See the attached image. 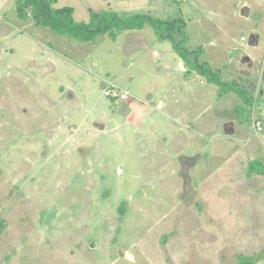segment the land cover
<instances>
[{"label": "rangeland", "instance_id": "1", "mask_svg": "<svg viewBox=\"0 0 264 264\" xmlns=\"http://www.w3.org/2000/svg\"><path fill=\"white\" fill-rule=\"evenodd\" d=\"M64 6L77 22L102 10L179 21L189 58L236 88L219 98L152 25L81 43L0 0V264H264V174L251 172L264 166V47L252 69L241 60L264 39V0ZM111 86L143 105L141 121Z\"/></svg>", "mask_w": 264, "mask_h": 264}, {"label": "trees", "instance_id": "2", "mask_svg": "<svg viewBox=\"0 0 264 264\" xmlns=\"http://www.w3.org/2000/svg\"><path fill=\"white\" fill-rule=\"evenodd\" d=\"M14 1L16 14L21 20L31 19L37 27L47 28L55 35L77 40L81 43H93L99 35L117 38L123 31H138L147 24L152 25L159 40H169L173 43L174 49L185 60L186 67L196 71L208 83L217 86L219 98H222L226 93L235 91L234 84L222 82L220 76L208 68L207 64L200 63L198 59L189 58L190 51L181 45L185 40L181 44L176 40V34L181 35L183 33L179 21L159 22V20L143 14L102 10L92 12L88 22H77L74 18V9L68 6L56 7L58 0ZM251 172L264 174V166L258 161H254ZM4 229V221L0 220V235ZM256 261L254 256L240 257L239 264H257Z\"/></svg>", "mask_w": 264, "mask_h": 264}, {"label": "crops", "instance_id": "3", "mask_svg": "<svg viewBox=\"0 0 264 264\" xmlns=\"http://www.w3.org/2000/svg\"><path fill=\"white\" fill-rule=\"evenodd\" d=\"M138 31H141V30H138ZM131 32H135V33H137V30L136 31H131ZM227 33V32H226ZM228 35H229V40H227V42H233L234 40H237V38H234V35L232 34V33H227ZM251 39V41L247 44V49H248V51L250 52V55H246V54H243V56H242V58H241V60L243 61V63L244 64H246L247 66H249V68H253L254 67V65H255V63L259 60V56L257 55V56H255L256 55V52L258 51V49H261V48H263L264 47V39H261V37L258 35V34H253L252 35V37L250 38ZM244 41H246L245 40V38L244 37H240V40L239 41H237L235 44H230V45H228V49L229 50H238V49H236L235 47H237V46H239V47H241V46H243V42ZM234 46V47H233ZM145 47H149L148 45H145ZM232 48V49H231ZM153 52H154V54L156 55V56H158V58L163 54V49H157V48H154V50H153ZM175 52V51H174ZM178 55V54H177ZM181 57H178V59H177V61L176 60H174V62L177 64V65H179L180 66V68H181V65H182V63L184 64V66L186 65L185 64V62L184 61H182L181 59H180ZM199 61V60H198ZM200 62V61H199ZM201 63V62H200ZM187 70H189V71H193V72H195L194 73V77L195 78H197V79H200V81H201V83H205L206 82V80L202 77V76H200L196 71H194V70H191V69H187ZM214 72V71H213ZM225 71H222V73H220V78L222 77V76H224V74H225V76L227 75V77L228 78H225V80H227V81H230L231 79L232 80H234L235 81V79L234 78H232V76H231V73H229L228 72V74L227 73H224ZM227 72V71H226ZM123 92H126V93H128L129 95H130V93L128 92V91H126V90H123V89H121ZM166 99V98H165ZM165 99H159L158 101H157V109L158 110H161L162 112L164 111L165 112V110H167L168 109V105H169V103H166V101H165ZM152 100H149L148 101V103L147 104H149V105H151L152 104ZM118 103V102H117ZM121 103H125V105H127V106H124V107H122V108H120V110L122 111V110H124V111H128L129 113H128V115H127V118L128 119H134V118H136V120H138V121H141L142 120V115H143V105H141V104H139V103H136V102H134L131 98H130V101H128V102H126V101H123V102H121ZM170 112V111H169Z\"/></svg>", "mask_w": 264, "mask_h": 264}, {"label": "built area", "instance_id": "4", "mask_svg": "<svg viewBox=\"0 0 264 264\" xmlns=\"http://www.w3.org/2000/svg\"><path fill=\"white\" fill-rule=\"evenodd\" d=\"M176 1V0H173ZM105 97L116 101V102H123L127 101L128 99V94L121 91V89L111 86L107 90L104 91ZM253 128L256 132L261 133L263 132V123L258 119V118H253Z\"/></svg>", "mask_w": 264, "mask_h": 264}]
</instances>
